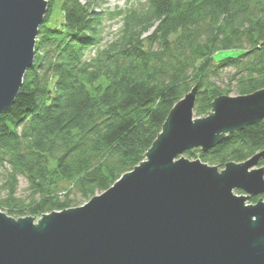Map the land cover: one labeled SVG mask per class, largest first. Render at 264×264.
<instances>
[{
  "label": "trees",
  "instance_id": "trees-1",
  "mask_svg": "<svg viewBox=\"0 0 264 264\" xmlns=\"http://www.w3.org/2000/svg\"><path fill=\"white\" fill-rule=\"evenodd\" d=\"M47 1L33 66L0 114V209L15 220L78 208L73 192L87 203L109 190L146 160L194 88L196 118L222 96L264 90V0H146L107 14L122 24L105 42L96 0ZM263 150L264 121L185 156L222 171Z\"/></svg>",
  "mask_w": 264,
  "mask_h": 264
},
{
  "label": "water",
  "instance_id": "water-1",
  "mask_svg": "<svg viewBox=\"0 0 264 264\" xmlns=\"http://www.w3.org/2000/svg\"><path fill=\"white\" fill-rule=\"evenodd\" d=\"M47 7L0 0V114L33 66ZM197 94L174 107L146 161L84 206L39 221L0 210V264H264V201L247 205L264 195V150L222 171L184 156L263 122L264 90L222 96L196 119Z\"/></svg>",
  "mask_w": 264,
  "mask_h": 264
},
{
  "label": "rangeland",
  "instance_id": "rangeland-1",
  "mask_svg": "<svg viewBox=\"0 0 264 264\" xmlns=\"http://www.w3.org/2000/svg\"><path fill=\"white\" fill-rule=\"evenodd\" d=\"M145 1L146 0H96L95 2H97V10L101 11V13L104 14L105 17H106L104 22H103V27H104L103 39H104V42L105 41H109L110 39L114 38L118 34V32L120 31L121 24H122L120 22V20H113L110 17L107 18V14L110 13V12L111 13L112 12H116L118 10H124V9H126L128 7H132V6L138 7L140 5H144ZM47 11H48V7H47ZM46 14H47V12H46ZM54 16H55L54 19H58L59 18V12H57V10L55 11ZM238 55H240V53H238V52L229 53V54H223V55L220 54V55H217L216 61L217 62L221 61L225 57H230V56L234 58V57H236ZM227 78H228V75L227 74H223L222 77H221V80L219 81V85L226 86L228 84V82H229V80ZM230 97H235V95L232 94ZM255 125H257V124H255ZM249 127H251V126H249ZM248 128H246V129H248ZM185 158H187V157L185 156ZM187 159H189V158H187ZM0 172H1V169H0ZM0 184H1V179H0ZM19 186L20 187H19L18 197H20V198H22L24 200H28L30 194L27 191L28 183H27L25 178H20V185ZM66 187H68V185H66ZM241 193H243V192L235 190V194L236 195L249 196L247 194H244V193L241 194ZM71 198L76 199L75 203L81 205L79 207H82V206H84L86 204V202H84V201L82 202L79 199V196H78V194L76 192L72 193ZM254 198H257V202L256 203L255 202L252 203V201H251V199H254ZM261 198H262V196H260V197H251L248 200L247 205H256ZM263 201H264V199H263Z\"/></svg>",
  "mask_w": 264,
  "mask_h": 264
},
{
  "label": "bare ground",
  "instance_id": "bare-ground-1",
  "mask_svg": "<svg viewBox=\"0 0 264 264\" xmlns=\"http://www.w3.org/2000/svg\"><path fill=\"white\" fill-rule=\"evenodd\" d=\"M145 161H146V160H145ZM95 197H96V196H95ZM92 199H93V198H92ZM87 203H88V202H87ZM87 203H86V204H87ZM0 210H1V209H0ZM1 212L4 213L2 210H1ZM5 214H6V213H5ZM41 217H42V216H41ZM23 219H24V218H23ZM37 219H38V221H39L41 218H37ZM18 220H19V219H18Z\"/></svg>",
  "mask_w": 264,
  "mask_h": 264
}]
</instances>
